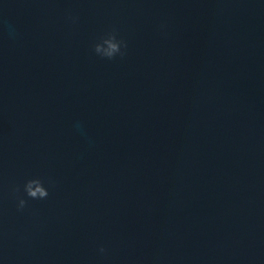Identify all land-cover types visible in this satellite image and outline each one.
I'll return each instance as SVG.
<instances>
[{"label": "water", "instance_id": "water-1", "mask_svg": "<svg viewBox=\"0 0 264 264\" xmlns=\"http://www.w3.org/2000/svg\"><path fill=\"white\" fill-rule=\"evenodd\" d=\"M0 264H264V0H0Z\"/></svg>", "mask_w": 264, "mask_h": 264}, {"label": "clouds", "instance_id": "clouds-1", "mask_svg": "<svg viewBox=\"0 0 264 264\" xmlns=\"http://www.w3.org/2000/svg\"><path fill=\"white\" fill-rule=\"evenodd\" d=\"M122 48H127V44L123 39H118V33L113 29L100 37V41L94 45L93 51L101 58L112 60L117 55L121 57L124 55ZM49 183H51V181H49ZM19 191V188L13 189V193L16 194V199L18 201L17 208L22 211L27 206L28 200L19 196ZM23 192L27 198L32 200H43L49 196V191L48 188L44 186V181L38 177L28 179L23 185ZM99 251L104 253L106 250L101 247Z\"/></svg>", "mask_w": 264, "mask_h": 264}]
</instances>
